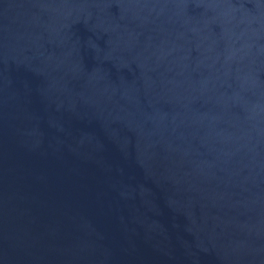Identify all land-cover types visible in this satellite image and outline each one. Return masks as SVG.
<instances>
[{
    "label": "water",
    "instance_id": "water-1",
    "mask_svg": "<svg viewBox=\"0 0 264 264\" xmlns=\"http://www.w3.org/2000/svg\"><path fill=\"white\" fill-rule=\"evenodd\" d=\"M0 264H264V0H0Z\"/></svg>",
    "mask_w": 264,
    "mask_h": 264
}]
</instances>
